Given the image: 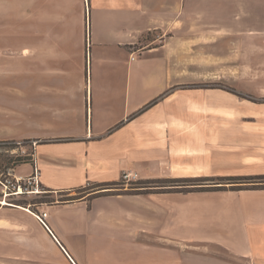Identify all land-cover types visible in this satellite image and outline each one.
<instances>
[{
    "label": "crops",
    "instance_id": "obj_1",
    "mask_svg": "<svg viewBox=\"0 0 264 264\" xmlns=\"http://www.w3.org/2000/svg\"><path fill=\"white\" fill-rule=\"evenodd\" d=\"M262 2L83 0L84 37L30 39L29 85L0 86V142H35L28 162L5 170L25 178L37 167L42 192L3 199L0 186V264H264V190L36 201L124 172L264 175ZM251 4L252 25L229 20Z\"/></svg>",
    "mask_w": 264,
    "mask_h": 264
},
{
    "label": "rangeland",
    "instance_id": "obj_2",
    "mask_svg": "<svg viewBox=\"0 0 264 264\" xmlns=\"http://www.w3.org/2000/svg\"><path fill=\"white\" fill-rule=\"evenodd\" d=\"M262 6L260 14H262V21H264V0H262ZM88 6V5H87ZM245 11L234 8L229 11V20L244 22L246 25H252L256 20L257 8L251 4L250 8ZM255 12V15H254ZM88 14V13H87ZM84 4L83 0H0V86L13 88L21 84V86L29 85V61H28V48L29 40L32 38L42 37H63L66 36L73 40H78L82 36H85L84 29ZM253 29V28H250ZM89 25L87 30V36L89 37ZM106 30L97 28L92 30L93 36H105ZM91 33V34H92ZM152 38L151 35L144 36L142 43L146 42L147 39ZM25 51V52H24ZM136 58V53L132 52ZM22 56H26L23 58ZM116 56V55H115ZM117 57V56H116ZM132 57V56H131ZM119 58V57H117ZM19 59V60H18ZM14 61H18L21 66V71L12 69ZM247 61V60H246ZM260 67L264 68V40L261 41L260 60L258 61ZM54 67L60 64V58L54 61ZM70 68L78 69L82 68L81 63L73 60L70 62ZM251 67L246 62V68ZM17 72L19 75H14ZM200 86V85H193ZM210 86V85H209ZM215 86V85H214ZM228 87V86H227ZM229 91H233L231 88H227ZM3 100L11 101L15 100L12 95L5 93L1 94ZM245 98L251 101H256V98L252 94H246ZM25 145V144H23ZM27 146V145H26ZM22 147L25 149V154L31 153L33 155V148L21 146L19 147L15 142H0V173L6 174V167L9 159H15L17 156L21 158L31 159V156L22 154ZM15 150V153H14ZM13 152V153H12ZM21 155V156H20ZM7 163V164H6ZM132 173V172H130ZM136 179L125 180L123 177L114 183L106 186L88 185L86 186V192L89 194H98L104 192L110 193H136L138 191L148 190L154 186H157L158 180L171 179H141L135 173ZM260 176V175H257ZM241 177V176H239ZM174 179H186V178H174ZM208 183V182H207ZM225 183V182H224ZM227 183V182H226ZM172 184V183H170ZM177 184V183H176ZM161 185V184H160ZM165 185H168L166 183ZM222 185V186H221ZM231 185L237 184H217V185H203V186H221L229 189ZM242 186V185H241ZM242 187V188H249ZM85 190V189H84ZM79 192V191H78ZM77 191L70 193L66 197H60L59 194L42 193V196L51 197H40L36 199L37 202L41 200L62 201L64 199L77 198L80 195ZM144 192V191H143ZM148 194V193H145ZM53 196V197H52ZM78 200V199H77ZM72 200L73 201H77ZM65 202V201H64ZM68 202V201H67ZM92 256L88 260H92ZM86 260V256H85Z\"/></svg>",
    "mask_w": 264,
    "mask_h": 264
},
{
    "label": "trees",
    "instance_id": "obj_3",
    "mask_svg": "<svg viewBox=\"0 0 264 264\" xmlns=\"http://www.w3.org/2000/svg\"><path fill=\"white\" fill-rule=\"evenodd\" d=\"M28 159L16 157L15 159H9L8 165H18L25 163ZM208 182V183H207ZM225 182V183H224ZM227 182V183H226ZM168 183V185H165ZM172 183V184H170ZM177 183V184H176ZM157 186L152 187L148 190L138 191L132 194H145V193H189V192H202V191H212V190H225L227 188L221 186H203V185H217V184H237L236 187L231 185L230 190H264V175L260 176H241V177H195L186 179H171L168 180H158ZM161 184V185H160ZM242 185V186H241ZM249 188H242L248 187ZM85 189V190H84ZM80 195L77 198L64 199L62 201L71 202L72 200L80 199L89 194L86 192V188L76 190ZM95 195V194H92ZM46 202L49 200H45ZM53 201V200H51ZM42 202V200H41Z\"/></svg>",
    "mask_w": 264,
    "mask_h": 264
},
{
    "label": "built area",
    "instance_id": "obj_4",
    "mask_svg": "<svg viewBox=\"0 0 264 264\" xmlns=\"http://www.w3.org/2000/svg\"><path fill=\"white\" fill-rule=\"evenodd\" d=\"M133 54V53H132ZM131 60H135V56L132 55ZM19 147L27 145V147L33 148L35 142H15ZM25 144V145H23ZM23 148V147H22ZM25 149H22V154L26 156H33L31 153L25 154ZM21 156V155H20ZM7 173H0V186L2 188V197L6 199L10 196H21V195H39L42 192L39 181V170L34 166L31 174L29 176L22 178L12 177L8 170ZM123 179L132 180L136 179V176L130 172H124L122 174ZM47 217V213H40L38 216L39 221L43 223L44 219ZM44 224V223H43Z\"/></svg>",
    "mask_w": 264,
    "mask_h": 264
},
{
    "label": "bare ground",
    "instance_id": "obj_5",
    "mask_svg": "<svg viewBox=\"0 0 264 264\" xmlns=\"http://www.w3.org/2000/svg\"><path fill=\"white\" fill-rule=\"evenodd\" d=\"M5 202H6L5 200L2 201V203H4V204H5Z\"/></svg>",
    "mask_w": 264,
    "mask_h": 264
}]
</instances>
